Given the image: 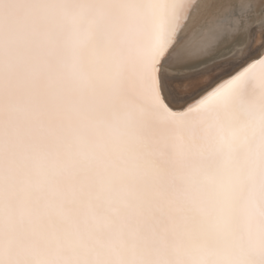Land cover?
Instances as JSON below:
<instances>
[{"label": "clouds", "instance_id": "9594fccd", "mask_svg": "<svg viewBox=\"0 0 264 264\" xmlns=\"http://www.w3.org/2000/svg\"><path fill=\"white\" fill-rule=\"evenodd\" d=\"M62 2L0 72V264H250L264 123L149 113L123 88L146 39L129 0ZM21 3L0 0L5 35Z\"/></svg>", "mask_w": 264, "mask_h": 264}, {"label": "snow or ice", "instance_id": "6c2138e0", "mask_svg": "<svg viewBox=\"0 0 264 264\" xmlns=\"http://www.w3.org/2000/svg\"><path fill=\"white\" fill-rule=\"evenodd\" d=\"M20 6L24 16L15 31L5 35L0 20V72L10 83L18 37L68 15L62 0ZM123 8L146 37L124 80L129 98L161 118L199 101L197 115L219 117L222 126L264 123V0H129ZM250 264H264V249Z\"/></svg>", "mask_w": 264, "mask_h": 264}]
</instances>
